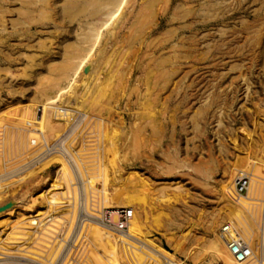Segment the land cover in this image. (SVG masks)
<instances>
[{
    "label": "rangeland",
    "instance_id": "1",
    "mask_svg": "<svg viewBox=\"0 0 264 264\" xmlns=\"http://www.w3.org/2000/svg\"><path fill=\"white\" fill-rule=\"evenodd\" d=\"M6 206L0 264H264V0H0Z\"/></svg>",
    "mask_w": 264,
    "mask_h": 264
},
{
    "label": "built area",
    "instance_id": "2",
    "mask_svg": "<svg viewBox=\"0 0 264 264\" xmlns=\"http://www.w3.org/2000/svg\"><path fill=\"white\" fill-rule=\"evenodd\" d=\"M66 136L59 138L58 141L50 148L52 151L54 148L61 149V145L63 144ZM54 147V148H53ZM249 178L246 174H240L237 178L236 182V190L238 194L245 193L249 188ZM132 218V211L130 209H113L106 210L102 212L98 217H94L93 219L97 221L101 226L108 229L109 231L114 232H126L128 229V225ZM230 242V248L232 250L233 255L238 259V261H243L244 259L249 257V248L247 244L239 238H234Z\"/></svg>",
    "mask_w": 264,
    "mask_h": 264
},
{
    "label": "bare ground",
    "instance_id": "3",
    "mask_svg": "<svg viewBox=\"0 0 264 264\" xmlns=\"http://www.w3.org/2000/svg\"><path fill=\"white\" fill-rule=\"evenodd\" d=\"M33 142V141H32ZM44 146H46V148H48L47 149V151L50 149V147H49V145L46 143ZM67 158H68V155L66 156ZM237 182V181H236ZM110 199V198H109ZM53 203H55V202H53ZM110 204H111V202H110ZM119 204V203H118ZM125 206V205H124ZM126 206H127V204H126ZM119 209V208H118ZM122 209H127V208H122ZM131 210V209H130ZM132 211V210H131ZM40 218V217H39ZM48 218V217H47ZM132 218H133V211H132ZM132 218H131V220H132ZM31 219V223L33 224V225H36V224H38L36 221H35V219H33V218H30ZM37 220V219H36ZM131 220H130V223H131ZM71 221V220H70ZM57 222V221H56ZM130 223H129V225H130ZM128 225V228H130L129 229V231H128V234L126 233V232H120V233H118V235H120V237H118V238H120V240L121 241H127V239L128 240H132V241H136L134 238V236H133V234H132V232H133V228L132 227H130ZM44 227V226H43ZM114 232V231H113ZM116 233V232H115ZM109 235H111V234H109ZM221 238L223 239V241H224V243L226 244V246H227V248L229 249V251H230V253L232 254V256L234 257V259L237 261V262H239V263H241V262H245L247 259H249L250 257H251V255H252V249L250 248V246L247 244V246H248V248H249V257L248 258H246V259H244L243 261H238V259L233 255V253H232V250H231V248H230V242L229 241H231L232 239H236L237 237H234V235L231 233V226L229 225V226H225V227H223V229H222V232H221ZM125 239V240H124ZM240 239V238H239ZM125 247H126V244H125ZM55 255V254H54Z\"/></svg>",
    "mask_w": 264,
    "mask_h": 264
},
{
    "label": "water",
    "instance_id": "4",
    "mask_svg": "<svg viewBox=\"0 0 264 264\" xmlns=\"http://www.w3.org/2000/svg\"><path fill=\"white\" fill-rule=\"evenodd\" d=\"M6 209H8V206L1 208L0 210L2 211V210H6Z\"/></svg>",
    "mask_w": 264,
    "mask_h": 264
}]
</instances>
